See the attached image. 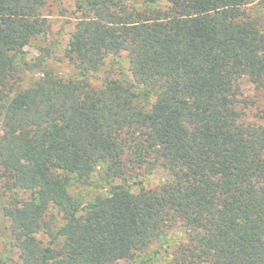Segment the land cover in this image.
Here are the masks:
<instances>
[{
	"label": "trees",
	"instance_id": "obj_1",
	"mask_svg": "<svg viewBox=\"0 0 264 264\" xmlns=\"http://www.w3.org/2000/svg\"><path fill=\"white\" fill-rule=\"evenodd\" d=\"M46 1L0 0V264H264V124L239 88L264 90L263 11L76 0L64 78L49 46L24 59ZM110 58L120 71L92 84ZM157 165L159 186L127 184ZM98 172L106 186L70 193Z\"/></svg>",
	"mask_w": 264,
	"mask_h": 264
},
{
	"label": "rangeland",
	"instance_id": "obj_2",
	"mask_svg": "<svg viewBox=\"0 0 264 264\" xmlns=\"http://www.w3.org/2000/svg\"><path fill=\"white\" fill-rule=\"evenodd\" d=\"M166 0H158L156 6H163ZM76 0H47L42 7V13L50 21V29L46 32L45 36L33 40L28 46L24 48V59L28 63H32L37 55H39V48L45 46L50 47L53 50L52 56L48 59L47 65L53 69L56 74L68 78L74 76V69L68 65L64 59V48L68 39V36L73 30L75 21L80 17L79 11H77ZM246 8L251 11L253 8H258L263 11L264 7L258 2V0H248ZM124 56L118 57L117 61L121 62L122 69L126 71V65L124 63ZM105 68V69H103ZM120 71L117 68L116 63L112 58L107 60V64L103 66L99 71L95 72L91 76L92 84L99 85V78L105 76V74H112L115 77V73ZM30 71L27 70L29 74ZM239 88L241 92L240 98L243 100L242 105L244 107L245 118L247 120L264 124V90L256 88L247 77H243L240 80ZM169 177L168 171L157 165L151 173H141L139 176L129 179L127 184H130L133 190L138 191L140 186L146 188H155L162 182L166 181ZM117 182V181H116ZM120 182V181H118ZM134 182V183H133ZM105 185L104 180L101 178V172L93 174L90 184H80L77 181H71L69 184V191L72 195H84L88 193L93 184ZM6 223V222H5ZM171 241L173 243L184 239V234L180 229H175L170 234ZM44 240L45 237L43 236ZM158 246L157 244L155 245ZM6 250V242L0 232V255ZM11 259L14 261L17 259L15 252L12 253ZM11 260L8 264H13ZM119 264H135L132 260H120Z\"/></svg>",
	"mask_w": 264,
	"mask_h": 264
}]
</instances>
